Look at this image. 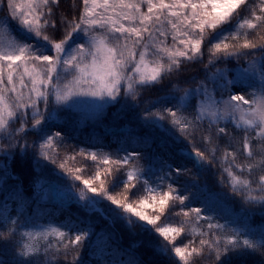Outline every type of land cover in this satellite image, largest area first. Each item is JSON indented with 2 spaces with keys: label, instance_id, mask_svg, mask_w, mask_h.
I'll use <instances>...</instances> for the list:
<instances>
[{
  "label": "snow or ice",
  "instance_id": "6c2138e0",
  "mask_svg": "<svg viewBox=\"0 0 264 264\" xmlns=\"http://www.w3.org/2000/svg\"><path fill=\"white\" fill-rule=\"evenodd\" d=\"M60 4L61 0H0V11L5 12L0 17V135L12 139L35 131L39 137L35 149L55 164L63 136L61 131L48 132L47 121L55 118V109L49 111L50 98L56 106L67 105L75 97L115 101L122 89L135 98L139 90L179 72L182 64L203 62L207 52L205 79L214 87L202 81L199 87L182 90V96L165 97L168 102L175 100V107L155 116L157 120L168 118L186 139L206 128V144L226 140L228 147L219 161L231 190L248 203L264 205V35H260L264 31V0H80L78 15L71 18L64 14L57 17ZM244 57L254 58L246 67L237 63L232 79L228 78L229 69L216 67ZM230 86L247 91H231ZM221 89L229 92L227 98H217ZM190 107L191 117L185 115ZM17 121L19 127L13 131ZM229 125L241 134L239 141H234ZM234 143L240 147L234 148ZM208 151L216 157V146ZM238 154L243 155V162H238ZM76 155L95 163L94 175L85 178V168L69 166ZM76 155L65 157L58 166L83 185L78 199L86 201L88 210L102 214L106 207L111 219L121 222L130 233L135 226L162 240L157 247L162 253L170 251L177 264H195L206 251L219 262L229 252L264 250V227H252L246 218L215 222L204 209L186 204L189 196L172 183L166 188L153 186L143 178L141 169L130 166L138 153L120 159L95 151L80 150ZM178 155L197 166L207 160L205 153L195 148L179 149ZM125 167L124 178L110 183L113 172ZM172 171L179 177L185 169ZM254 171L261 173L255 180ZM10 178L5 169L0 183ZM97 182L98 187L94 186ZM120 184L123 191L116 193ZM137 184L142 185L143 196L137 194ZM181 205L184 207L177 211ZM172 215L184 220L168 222ZM162 217L165 223H160ZM0 219V226L7 229L6 234L0 232V238L18 233L19 254L33 262L54 246L49 243L42 249L41 242L55 238L57 252L61 247L76 249L75 264L80 247L91 235L86 229L73 233L71 228L53 225L40 231H19L16 219ZM202 220L207 221V231L196 226ZM186 230L193 239L178 245ZM195 237H200L198 242Z\"/></svg>",
  "mask_w": 264,
  "mask_h": 264
},
{
  "label": "trees",
  "instance_id": "16d2710c",
  "mask_svg": "<svg viewBox=\"0 0 264 264\" xmlns=\"http://www.w3.org/2000/svg\"><path fill=\"white\" fill-rule=\"evenodd\" d=\"M79 6L80 0H75V8L73 0H61L57 17L60 14L68 18L78 15ZM4 15L5 12L0 11V17ZM49 34L53 35L51 30ZM260 35H264V31ZM55 36L59 37L60 33H55ZM252 37L253 34L250 33V38ZM253 58L244 57L238 62L230 60L227 63H217L216 67L229 69L228 78L232 79V70L237 67V63L246 67L248 61ZM207 64L206 52L203 62L182 64L179 72L170 74L162 83L154 87L139 90L135 98L126 95L125 90H122L117 102L109 106L103 121L96 125L74 116L64 120L56 119V117L60 118L57 112L62 114L65 112L58 109L50 98L49 111L55 109V118L47 121L48 132L61 131L63 136V141L58 147V155L54 157L57 163L44 160L39 155L35 149V144L39 142L35 131L29 130L17 134L12 139L0 135V175L7 169L11 177L6 183H0V213L3 210L16 212L19 231L31 230L38 226L45 228L49 225L60 227L62 230L71 228L73 233L82 229L89 230L91 235L80 247L78 252L80 259L75 264H177L170 251L162 253L157 247L158 244L164 243L162 240L143 233L135 226L130 233L121 222H114L111 219L106 207L102 214L89 211L85 206L86 201L78 199V193L83 185L79 181H73L68 173L58 166L65 157L76 155L80 150L108 154L113 159H120L134 152L139 155L132 158L130 166L137 167L136 164H141V167L152 169L156 174L162 173L157 181L148 180L150 184H160L162 188H166L167 184L172 183L182 194L189 196L186 204L204 209L215 222L226 224L246 218L252 227H264V205L246 202L241 195L233 193L227 182V176L219 161L223 149L228 147L226 140L214 139L213 145L206 144L203 140L208 134L206 128L200 129L186 139L171 125L168 118L157 120L155 116V113H162L165 108L175 107L176 101L168 102L165 97L182 96V90L199 87L202 81L206 82L209 88H213L214 85L205 79ZM209 69L215 71L211 66ZM177 88L181 91H176ZM227 94L228 91L221 89L217 92V98L226 97ZM185 115L191 117L193 109L190 107ZM30 124L31 121L29 128ZM18 127L19 121L12 125V130ZM228 131L234 141L240 140L241 134L231 125ZM24 145L28 147L25 149ZM212 146L217 147L216 157L208 151ZM239 147V143H234V148ZM182 148L189 151L193 148L199 149L205 153L207 160L202 166L190 164L187 159L178 155V150ZM165 155L181 160V167L185 171L179 177L172 171L174 169L172 163L164 160ZM243 160V155L238 154V162ZM69 166L85 168L82 173L85 178L91 177L97 170L93 161L79 155H76L75 161H69ZM127 170L125 167L114 171L110 183L122 180ZM260 174L259 171H254L252 179L255 180ZM162 177L164 179L161 182ZM55 185L58 186L60 202L46 198L47 189H53ZM94 186L98 187V182ZM137 189L140 190L137 193L139 196L145 194L141 184H137ZM114 191L116 193L123 191V185L120 184ZM75 200L80 204L73 203ZM183 207V205L178 206L176 210ZM61 214L63 216L61 221L52 218ZM0 218H2L1 214ZM182 220L184 217L172 215L168 222L178 224ZM2 223L0 219V225ZM160 223H165L163 217ZM206 224L207 221L202 220L196 226L207 231ZM233 226L237 225L233 224ZM0 232L6 234L7 229L0 226ZM102 238L111 244V250L93 255L92 248ZM192 239L193 236L186 230L184 236L178 238L177 244L187 243ZM195 239L198 242L200 237ZM20 241L21 237L18 233L7 239L0 238V264H74L73 256L76 254V249L64 250L61 247L57 252L55 238L41 242L42 249L49 243L54 246L49 248L46 254L42 251L35 262L19 254ZM195 264H264V250L229 252L219 262L215 260L214 255L206 251L203 257L196 258Z\"/></svg>",
  "mask_w": 264,
  "mask_h": 264
},
{
  "label": "rangeland",
  "instance_id": "374dc122",
  "mask_svg": "<svg viewBox=\"0 0 264 264\" xmlns=\"http://www.w3.org/2000/svg\"><path fill=\"white\" fill-rule=\"evenodd\" d=\"M122 90H124V89H122ZM230 90L231 91H242V90H244L245 92L247 91L246 89H241L239 87H232V86H230ZM228 95H229V92H228L227 96ZM227 96L224 98H227ZM118 97L115 101H112L110 99L101 100V99L95 98V97H75L73 99V101H69L67 105L56 106L58 109H61L62 111L65 112V114L57 112L60 114V118L56 117V119L64 120L65 118L79 117L80 119H85V120L89 121L90 124L96 125V123H100V121H103V119L105 118V116L107 114V110H108L109 106L116 103L118 100ZM131 154H135V153L132 152ZM133 158H136V156L133 155ZM164 160L167 162L170 161L173 165V168L182 166L181 160H179L176 157H169V156L165 155ZM187 162L190 164H195L190 159H187ZM136 166H137V168L142 170L143 178H147L149 181L151 180V182L157 181L158 179H160V176L162 175V173L156 174L152 169L141 167V164H136ZM153 186H155V185H153ZM81 187H82V185H81ZM57 190H58L57 185H55V187L53 189L48 188L47 192H46V198L51 199V200H55L56 202H60L59 192ZM73 203H79V202L77 200H75V201H73ZM0 214L2 215V217L8 216V217H11L12 219H17V213L16 212L11 213L10 211L5 212L3 210ZM52 218L54 220L61 221L63 219V216L61 214L58 216H52ZM42 229H44V228L41 226H38V227L33 228L31 230L40 231ZM111 248H112L111 244L109 242H107L105 238H102L92 248V254L96 255L97 252H100L102 254L105 252L107 253V251L111 250Z\"/></svg>",
  "mask_w": 264,
  "mask_h": 264
}]
</instances>
